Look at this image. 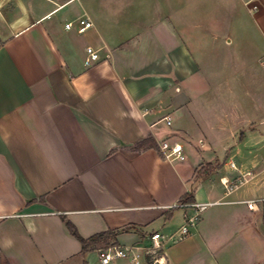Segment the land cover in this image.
<instances>
[{
	"label": "crops",
	"instance_id": "crops-1",
	"mask_svg": "<svg viewBox=\"0 0 264 264\" xmlns=\"http://www.w3.org/2000/svg\"><path fill=\"white\" fill-rule=\"evenodd\" d=\"M248 1L0 0V262L100 264L64 217L140 252L158 232L164 264H264V159L231 158L264 146V0ZM188 193L212 204L179 240Z\"/></svg>",
	"mask_w": 264,
	"mask_h": 264
},
{
	"label": "built area",
	"instance_id": "built-area-1",
	"mask_svg": "<svg viewBox=\"0 0 264 264\" xmlns=\"http://www.w3.org/2000/svg\"><path fill=\"white\" fill-rule=\"evenodd\" d=\"M253 0H249L247 3ZM252 9L255 10L256 6L253 5ZM72 27V23L65 24V28L69 29ZM92 27V22L87 18H81L76 21V31L78 33H84L86 30ZM99 59L98 51L88 46L85 49L84 65L85 67L93 66ZM260 65L264 72V55L260 58ZM166 125H170L171 121L164 118ZM158 150L162 156L170 160H183L184 153L180 143H169L168 141H162L158 145ZM230 166L234 167L231 163ZM250 173L242 175L241 178L235 182H228L222 178V184L227 191L236 188L238 185L245 181V176H249ZM264 199H260L263 201ZM255 200L246 201L248 208L252 209ZM212 203H178L176 207H188L192 209V215L186 220V223L181 227L178 239H183L190 235V228L196 225L198 218L201 216L203 211L210 206ZM151 245L143 249V251L136 250L132 247L122 248L120 246H112L107 249H98V261L100 264H108L115 259H130L134 264H141V258L147 257L152 264H164L163 261V236L156 232L150 237Z\"/></svg>",
	"mask_w": 264,
	"mask_h": 264
},
{
	"label": "trees",
	"instance_id": "trees-1",
	"mask_svg": "<svg viewBox=\"0 0 264 264\" xmlns=\"http://www.w3.org/2000/svg\"><path fill=\"white\" fill-rule=\"evenodd\" d=\"M148 148H157L155 143L151 138L142 140L138 143H136L132 149L135 151H140L142 149H148ZM214 165L206 164L200 168L198 171L199 176H206L214 170ZM193 197L190 193L185 194L178 203H192ZM62 220L65 223L66 228L68 229L69 233L79 241L81 245V254L84 255L88 251L92 250H98V249H107L112 246H119L117 242V231H105L100 232L95 235H92L89 238H83L79 235L77 232L75 226L66 220V218L62 217ZM0 264H8L5 261L0 262ZM85 264V263H84Z\"/></svg>",
	"mask_w": 264,
	"mask_h": 264
},
{
	"label": "rangeland",
	"instance_id": "rangeland-1",
	"mask_svg": "<svg viewBox=\"0 0 264 264\" xmlns=\"http://www.w3.org/2000/svg\"><path fill=\"white\" fill-rule=\"evenodd\" d=\"M263 130H264V127H263ZM255 142V141H254ZM260 144V143H259ZM259 144H255V143H248V144H242L240 146V150L236 156H233L231 157L233 162L240 166L243 162H245V167H257L255 165H249L254 163L255 161H260V159H264V146L263 148L261 147H258ZM245 145V146H244ZM248 148L249 149H254L252 151V153H248ZM256 150V151H255ZM227 159H230V156L228 155V157L226 158V156H223V155H219V160L221 162H223V160H227ZM262 167H264V165H262ZM263 188H264V184H263Z\"/></svg>",
	"mask_w": 264,
	"mask_h": 264
}]
</instances>
